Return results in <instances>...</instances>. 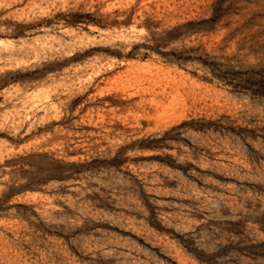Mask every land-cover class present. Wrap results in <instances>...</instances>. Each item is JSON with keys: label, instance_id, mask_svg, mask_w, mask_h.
<instances>
[{"label": "rangeland", "instance_id": "374dc122", "mask_svg": "<svg viewBox=\"0 0 264 264\" xmlns=\"http://www.w3.org/2000/svg\"><path fill=\"white\" fill-rule=\"evenodd\" d=\"M0 264H264V0H0Z\"/></svg>", "mask_w": 264, "mask_h": 264}, {"label": "trees", "instance_id": "16d2710c", "mask_svg": "<svg viewBox=\"0 0 264 264\" xmlns=\"http://www.w3.org/2000/svg\"><path fill=\"white\" fill-rule=\"evenodd\" d=\"M94 22L102 25L101 21H94ZM191 23H192V21H187L183 24H180V25L173 27L172 29H170L169 31L166 32V39L168 40V38H171L169 40H172V39L174 40V39L179 38L181 36L180 33H178V34H175V33L177 31H179L180 29L187 27ZM146 27L150 28L149 25H146ZM181 34H186V32L181 33ZM166 42H168V41H166ZM140 45L141 44L134 45V49H136ZM198 49H199V47L195 48L192 46L189 48H182L180 50H171L169 52V54L173 55V58H171L170 61H175V62H178L179 64H182V63H186L189 61L202 60L200 56L183 55L186 52H193V51H197ZM133 54H134L133 51H131L129 53V55H133ZM30 155H33V154H30ZM53 161L56 163V166H55L53 171L49 172V177L40 178L39 181H37V182H42V181L46 182L51 178L64 179V178L70 177L71 174H69V175L64 174V168L65 167H76V166L85 165L84 163H80L77 161H66L63 159H53ZM111 162L115 163L116 165H120L122 163V160H118V156L116 155L113 159H111Z\"/></svg>", "mask_w": 264, "mask_h": 264}, {"label": "bare ground", "instance_id": "6f19581e", "mask_svg": "<svg viewBox=\"0 0 264 264\" xmlns=\"http://www.w3.org/2000/svg\"><path fill=\"white\" fill-rule=\"evenodd\" d=\"M133 61H134V60H133ZM137 61H138V60L134 61V62H136V65L139 64V62H137ZM131 62H132V61H131ZM143 63H144V62H143ZM145 63H146V62H145ZM145 63H144V64H145ZM134 64H135V63H133V65H134ZM136 65H135V66H136ZM145 65H147V64H145ZM139 66H140V65H139ZM143 66H144V65H143ZM130 69H132V68H130ZM127 71H128V69H127Z\"/></svg>", "mask_w": 264, "mask_h": 264}]
</instances>
